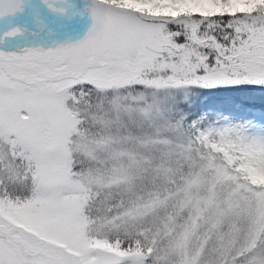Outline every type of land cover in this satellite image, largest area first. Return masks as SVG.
Instances as JSON below:
<instances>
[{"label": "snow or ice", "instance_id": "1", "mask_svg": "<svg viewBox=\"0 0 264 264\" xmlns=\"http://www.w3.org/2000/svg\"><path fill=\"white\" fill-rule=\"evenodd\" d=\"M0 264H264V0H0Z\"/></svg>", "mask_w": 264, "mask_h": 264}, {"label": "rangeland", "instance_id": "2", "mask_svg": "<svg viewBox=\"0 0 264 264\" xmlns=\"http://www.w3.org/2000/svg\"><path fill=\"white\" fill-rule=\"evenodd\" d=\"M257 114H259V109H257Z\"/></svg>", "mask_w": 264, "mask_h": 264}]
</instances>
